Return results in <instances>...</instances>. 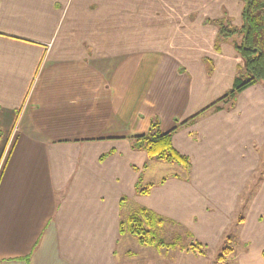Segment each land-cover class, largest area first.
I'll list each match as a JSON object with an SVG mask.
<instances>
[{"label": "crops", "instance_id": "1", "mask_svg": "<svg viewBox=\"0 0 264 264\" xmlns=\"http://www.w3.org/2000/svg\"><path fill=\"white\" fill-rule=\"evenodd\" d=\"M241 8L0 0V264H176L180 238L156 250L120 234L140 208L161 218V240L169 225L210 252L231 248L225 260L264 264V87L205 110L242 63L230 40L216 49L214 21L239 26ZM155 118L188 175L163 163L169 175L147 176L157 162L130 139ZM146 162L153 187L138 195Z\"/></svg>", "mask_w": 264, "mask_h": 264}, {"label": "trees", "instance_id": "2", "mask_svg": "<svg viewBox=\"0 0 264 264\" xmlns=\"http://www.w3.org/2000/svg\"><path fill=\"white\" fill-rule=\"evenodd\" d=\"M214 24L218 27L216 49L220 41L230 40L242 63L236 71L231 89L205 110L210 108L220 109L221 107L216 106L219 102L225 104L230 101L232 105L239 93L255 84H261L264 87V0H242L239 26H233L225 18L215 20ZM205 63L208 65V72H210V62L206 60ZM130 142L132 149L141 150L146 153L147 161L174 164L182 168L185 175L189 174L191 167L190 159L173 148L172 132H161L157 118L151 120L145 134L131 138ZM104 157H100V160L104 159ZM147 167L148 164L146 162L142 166L135 184V192L138 195H147L153 187V184H142L141 173ZM173 177L179 178L177 175H173ZM164 181L165 178L160 183ZM161 224V218L147 209L140 208L120 222L119 232L120 234H130L136 238L140 246H151L156 248V250L174 248L176 246L175 243H165L156 236L155 228ZM190 245L192 251L197 250L200 255L205 254L204 246L200 243L195 242ZM230 251L231 248L223 247L217 255V261L224 262ZM262 255L264 256V250Z\"/></svg>", "mask_w": 264, "mask_h": 264}, {"label": "rangeland", "instance_id": "3", "mask_svg": "<svg viewBox=\"0 0 264 264\" xmlns=\"http://www.w3.org/2000/svg\"><path fill=\"white\" fill-rule=\"evenodd\" d=\"M223 15L228 17V15L225 11L223 12ZM228 21L230 24H232L230 19ZM259 153H260V158H261V162H262V161H264V151L259 152ZM158 164H162V166H165L161 162L155 163V165L153 167H151L147 176L152 175L154 178H156V177H164L166 175H169V173L171 172L170 167H161L160 166L158 169V167H156V166H159ZM260 168H261V170L264 169V162H262ZM256 175H258V174L256 173ZM255 181H256V178H255L254 182ZM157 235L160 238H162L164 242H170L171 240H174L176 237H178L177 239L180 238V240L177 242V247L179 249H181L182 254H180L179 256H176L174 258V260L177 261L176 264H235V261H229L228 257H227L228 259H226L224 262H218L217 261V255L219 254L222 246L218 250H216L215 252L214 251L210 252L208 250H205L204 255H200L197 252V250L192 251L190 249V246H191L190 244L193 240H190L189 237L184 236L183 230L176 231L175 228H171V227H169V225H167V226H164L163 228L159 229L157 232ZM156 257L157 256H155V254H154V258L151 259V262L154 264H161L159 262L160 257H157V258ZM162 264H175V262H173V263L168 262V260L166 258V263L162 262Z\"/></svg>", "mask_w": 264, "mask_h": 264}]
</instances>
